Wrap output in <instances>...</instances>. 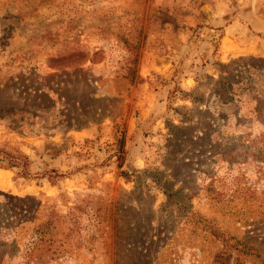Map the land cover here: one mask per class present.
<instances>
[{"label":"rangeland","instance_id":"obj_1","mask_svg":"<svg viewBox=\"0 0 264 264\" xmlns=\"http://www.w3.org/2000/svg\"><path fill=\"white\" fill-rule=\"evenodd\" d=\"M4 144L0 264H264V0H0Z\"/></svg>","mask_w":264,"mask_h":264},{"label":"trees","instance_id":"obj_2","mask_svg":"<svg viewBox=\"0 0 264 264\" xmlns=\"http://www.w3.org/2000/svg\"><path fill=\"white\" fill-rule=\"evenodd\" d=\"M130 69V68H129ZM132 70V71H131ZM129 76L130 80L132 81L134 79V73L133 68L130 69V73L127 75ZM116 136V151L114 153L117 158H124L125 156V150H124V142H125V136L123 132L117 127L115 129ZM31 164V161L27 154L22 152L21 150H17L13 147H8L6 144L0 146V167L1 168H9V169H17L16 175L18 177H31L32 173L29 169V166ZM121 167V163L118 165ZM136 169L132 168V172H136ZM51 172H54V174H48V178L50 177H59L62 175V173H58L57 170L51 169ZM121 175L125 177L126 179L130 178L129 170H121ZM47 174V173H45ZM41 177H44V174H41Z\"/></svg>","mask_w":264,"mask_h":264},{"label":"bare ground","instance_id":"obj_3","mask_svg":"<svg viewBox=\"0 0 264 264\" xmlns=\"http://www.w3.org/2000/svg\"><path fill=\"white\" fill-rule=\"evenodd\" d=\"M6 172V171H5ZM5 177V176H4ZM3 180V179H2Z\"/></svg>","mask_w":264,"mask_h":264}]
</instances>
